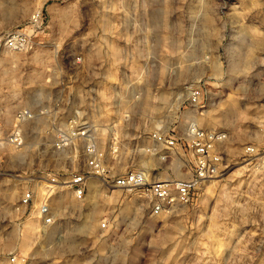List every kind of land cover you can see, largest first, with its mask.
Listing matches in <instances>:
<instances>
[{
  "label": "rangeland",
  "instance_id": "obj_1",
  "mask_svg": "<svg viewBox=\"0 0 264 264\" xmlns=\"http://www.w3.org/2000/svg\"><path fill=\"white\" fill-rule=\"evenodd\" d=\"M20 29L31 47L0 50V264H264V0H0V34ZM72 118L116 177L190 178L185 142L150 134L191 121L226 135L222 172L158 214L145 189L96 178L78 199L84 143L53 146Z\"/></svg>",
  "mask_w": 264,
  "mask_h": 264
},
{
  "label": "built area",
  "instance_id": "obj_2",
  "mask_svg": "<svg viewBox=\"0 0 264 264\" xmlns=\"http://www.w3.org/2000/svg\"><path fill=\"white\" fill-rule=\"evenodd\" d=\"M42 22L41 13L33 16V27ZM33 44L32 36L26 29L9 31L0 34V50L8 49L21 51L28 49ZM201 90L196 88L192 91L189 99L190 105H198L200 102ZM18 119L32 117L27 111H21ZM150 138L158 145L168 147L178 146L179 140L184 145L181 149L185 150L191 158L194 172L187 180L183 181H153L148 180L144 171H130L121 176H114L112 171L105 165L104 151L99 147L97 138L91 127L82 124L79 119L72 118L67 129H58L54 148L57 151L75 147L78 143H84L83 154L85 156V168L82 171H72L70 173V187L78 199H83L88 191L89 181L93 178L100 179L105 184L113 183L115 186L125 190L145 189L149 195L152 213L158 214L167 208L178 204H190L194 201L195 190L197 187L222 172V157L218 152V146L226 139V135L221 132L208 131L190 124L187 133L180 139H175L164 133L154 131ZM10 140L15 145H22V138L18 130L11 135ZM147 151H153L147 149ZM249 151H253L250 149ZM156 155V151L152 153ZM33 202V194L28 192L22 198V204L28 206ZM42 213L47 222L51 221L47 206L42 208ZM106 227V223H103Z\"/></svg>",
  "mask_w": 264,
  "mask_h": 264
},
{
  "label": "bare ground",
  "instance_id": "obj_3",
  "mask_svg": "<svg viewBox=\"0 0 264 264\" xmlns=\"http://www.w3.org/2000/svg\"><path fill=\"white\" fill-rule=\"evenodd\" d=\"M191 122H192V123H191ZM191 122H190V124H193V125L196 124V125H197V122H196V121H191ZM93 182H94V180H91V181H90V185H91ZM92 186L94 187L95 184H92ZM51 236H52V235H49L48 238H50ZM71 243H72V241H71Z\"/></svg>",
  "mask_w": 264,
  "mask_h": 264
}]
</instances>
